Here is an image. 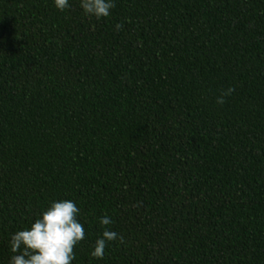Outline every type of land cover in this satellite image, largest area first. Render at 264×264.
Masks as SVG:
<instances>
[{
  "label": "trees",
  "instance_id": "trees-1",
  "mask_svg": "<svg viewBox=\"0 0 264 264\" xmlns=\"http://www.w3.org/2000/svg\"><path fill=\"white\" fill-rule=\"evenodd\" d=\"M69 2L0 0V264L59 200L72 264H264V0Z\"/></svg>",
  "mask_w": 264,
  "mask_h": 264
},
{
  "label": "clouds",
  "instance_id": "clouds-1",
  "mask_svg": "<svg viewBox=\"0 0 264 264\" xmlns=\"http://www.w3.org/2000/svg\"><path fill=\"white\" fill-rule=\"evenodd\" d=\"M54 7L64 12L70 8L69 0H53ZM79 6L86 17L106 19L115 8V0H79ZM119 31L121 24H116ZM234 92L229 87L217 97V104H224L225 98ZM80 209L74 201L59 200L49 203L30 227L11 234L9 248L12 253L10 264H72L75 260L74 247L85 239L84 225L78 220ZM102 226L100 236L95 240L90 255L103 259L110 242L124 243V238L108 227L113 223L108 215L97 218Z\"/></svg>",
  "mask_w": 264,
  "mask_h": 264
}]
</instances>
